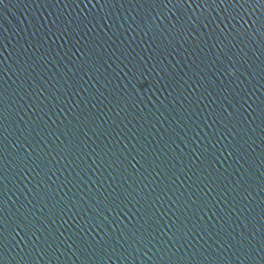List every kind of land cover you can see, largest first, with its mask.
I'll list each match as a JSON object with an SVG mask.
<instances>
[{
    "label": "water",
    "instance_id": "obj_1",
    "mask_svg": "<svg viewBox=\"0 0 264 264\" xmlns=\"http://www.w3.org/2000/svg\"><path fill=\"white\" fill-rule=\"evenodd\" d=\"M0 264H264V0H0Z\"/></svg>",
    "mask_w": 264,
    "mask_h": 264
}]
</instances>
